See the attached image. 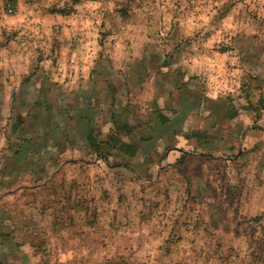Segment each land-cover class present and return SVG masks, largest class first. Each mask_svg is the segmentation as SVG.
I'll return each instance as SVG.
<instances>
[{"label":"rangeland","instance_id":"374dc122","mask_svg":"<svg viewBox=\"0 0 264 264\" xmlns=\"http://www.w3.org/2000/svg\"><path fill=\"white\" fill-rule=\"evenodd\" d=\"M201 15L210 16L206 25ZM189 16L202 25L190 34L181 23ZM217 33L219 39H212ZM159 52L170 63H183L189 73L207 69L214 78L223 76L218 68L224 64L237 69L244 55L248 62L264 59V0H0V112L8 114V123L19 113L17 122L26 123L43 108L57 112L75 99L80 104L67 114L70 124L84 115L88 97L94 104L106 98L97 85L104 64L124 72L142 55ZM30 76V89L42 78L32 105L31 91L17 102L1 96ZM54 90L58 95L50 102ZM46 128L37 129L33 139L13 137L5 145L12 150L47 138L57 141L61 124L50 118ZM246 131L240 128L239 135ZM247 133L251 141L238 153L226 148L207 177L188 178L186 185L185 177H172L173 183L152 187L128 177L125 164L105 162L89 163L87 176L79 177L74 175L78 162H65L77 163L59 183L70 188L22 191L25 200L46 203L49 191L50 202H70L63 236L56 209L48 218L37 209L40 200L32 209L39 233L23 241L34 252L29 264H264V121ZM15 197L6 203L19 213Z\"/></svg>","mask_w":264,"mask_h":264},{"label":"crops","instance_id":"0c3cea01","mask_svg":"<svg viewBox=\"0 0 264 264\" xmlns=\"http://www.w3.org/2000/svg\"><path fill=\"white\" fill-rule=\"evenodd\" d=\"M164 56L163 52L153 57L142 55L124 72H116L113 64H104L99 69L101 76L97 85L106 98L94 104L88 97L84 115L70 124L67 114L80 104L75 99L65 109L58 107L57 112L50 113L43 108L36 120L26 123L17 122L15 117L20 113L14 114L10 119L13 121L8 123V114L0 112V149H5L0 159V264L34 262V252L31 247H24L23 241L39 233L32 209L40 199L25 200L22 191L29 193L52 186L70 188L61 187L59 183L62 177L71 176L77 163L70 167L64 165L65 162H78L81 171H75L78 175H74L79 177L81 173L82 177L87 176L89 163L105 162L116 167L125 164L128 177L142 178L152 187L171 184L172 177H185L186 185L188 178L207 177L211 163L222 160L225 150L238 153L240 145L245 147L251 141L247 132L264 121L262 56L248 62L244 55L238 60L237 69L224 64L218 68L223 76L216 78L207 69L203 74L189 73L183 63H170ZM48 77L55 79V83L66 82ZM31 79L32 76L25 78L24 83L21 81L25 80H21L17 88L4 89L1 96L8 99L14 96L17 102L19 96L31 91L32 105L39 97L42 78L36 89L26 88ZM57 95L58 90H54L50 102H54ZM50 118L62 126L61 131L56 132L57 136L60 133L57 141L47 138L37 145L34 142L20 144L12 150L11 146L6 147L5 143L13 137L33 139L37 129L48 131L46 124ZM240 128L247 129L244 135H239ZM61 162L63 165L59 166ZM89 173V177L94 176V170ZM55 181L57 183L53 184ZM46 193V203L40 200L37 209L40 207L39 213L47 218L56 209L61 221L59 233L63 236L64 225L68 223L65 220L70 219V214L65 212L70 202L66 198L50 202V192ZM17 194L20 196L16 198ZM12 196L21 209L19 213L14 211L15 216L13 204L6 203ZM23 208H31V211L24 214ZM77 217L80 223V214ZM30 249L33 253H29Z\"/></svg>","mask_w":264,"mask_h":264},{"label":"clouds","instance_id":"9594fccd","mask_svg":"<svg viewBox=\"0 0 264 264\" xmlns=\"http://www.w3.org/2000/svg\"><path fill=\"white\" fill-rule=\"evenodd\" d=\"M209 19H210V16H207V15H201L200 17H199V20L200 21H202V25H206L207 23H208V21H209ZM229 19H231V17H229ZM20 20L22 21L23 20V17H21L20 18ZM11 23H15V21H12ZM182 24H187V27H188V29H189V32H188V34H190V29L193 27V26H195V27H200V26H202L201 24H195L194 25V21H193V18L191 17V16H189V18H188V20L185 22V21H182L181 22ZM230 27H231V25H229ZM212 39H219V34L217 33V35L215 36V37H213ZM211 46V41H209L207 44H206V47H210ZM119 47V46H118ZM90 55H91V53L89 54V56H86L85 57V59L86 60H88L89 59V57H90ZM74 59H75V54H74V57H73ZM62 67H63V65H62ZM85 71H87V68H85Z\"/></svg>","mask_w":264,"mask_h":264}]
</instances>
